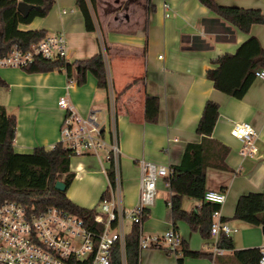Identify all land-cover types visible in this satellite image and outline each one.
Returning a JSON list of instances; mask_svg holds the SVG:
<instances>
[{"label": "crops", "instance_id": "1", "mask_svg": "<svg viewBox=\"0 0 264 264\" xmlns=\"http://www.w3.org/2000/svg\"><path fill=\"white\" fill-rule=\"evenodd\" d=\"M54 1L45 18L34 19L20 30L45 31L47 35L62 32L68 63L102 53L108 88H98L89 74L78 86L69 84L63 72L28 74L22 69H0V79L6 84L0 88V106L17 120L14 152L31 154L35 148L47 150L58 142L64 112L57 103L66 97L79 115L95 116L107 142L111 131H117L120 198L123 206L130 209L139 198L138 161L169 169L178 166L186 145L201 141L196 127L205 103L212 101L219 106V116L211 138L226 146L229 153L226 170L206 169V192L226 195L220 219L236 230L229 236L234 250L264 247L262 227L232 220L239 196L264 191V81L255 79L244 97L237 100L214 89L206 78L207 71L217 68L219 57L234 54L249 37H255L264 49V25H253L245 34L225 24L229 28L225 34H214L204 29L203 21L217 16L198 0H95L92 17L96 30L89 33L75 0ZM216 2L264 14L261 0ZM164 4L169 6L168 12ZM111 94L115 99L114 117L109 108ZM146 97L158 99L155 123L145 120ZM232 122H245L257 134L253 155L240 154L242 144L230 135ZM69 167L74 179L67 198L81 208L97 211L109 186L104 154L74 156ZM170 196L166 180H158L154 205L147 210L148 218L143 222L144 233L162 236L174 228L191 252L211 257H185L182 264H214L215 258L222 256L213 258L210 253L213 240H199L185 223L172 222L166 204ZM200 205V201L187 197L182 201L185 211ZM127 224L129 231L131 223ZM162 248L144 250L139 264H171L158 252ZM231 254L229 251L224 256Z\"/></svg>", "mask_w": 264, "mask_h": 264}, {"label": "trees", "instance_id": "2", "mask_svg": "<svg viewBox=\"0 0 264 264\" xmlns=\"http://www.w3.org/2000/svg\"><path fill=\"white\" fill-rule=\"evenodd\" d=\"M54 2V0H0V57L8 55L15 47L28 50L47 36L45 31H22L20 26L28 25L37 18H45ZM198 2L217 16V19L203 21V27L207 32L225 34L229 29L225 24H228L248 34L253 25H264V14L259 10L220 6L216 0ZM19 3L29 6L26 15L17 10ZM75 5L82 15L86 31L95 32L92 17L95 0H75ZM216 65V69L207 71L206 78L217 91L241 100L255 80V72L264 69V49L259 41L251 36L234 54L219 57ZM62 68L65 69L63 73L69 84L81 86L89 74L96 80L98 88H108L102 53L88 60L72 63L36 57L32 64L22 70L28 74H38L62 72ZM5 86L0 79V88ZM157 116L158 99L146 97L145 120L155 123ZM218 116L219 106L207 101L196 127V134L201 137V141L186 145L180 164L172 167L171 175L165 178L171 194L166 204L170 209L172 222L185 223L190 231L199 233L203 240L210 239L212 214L218 209L217 205L204 200L206 169L226 170L225 159L229 153L226 146L211 138ZM16 123V117L8 114L5 108L0 106V203L17 201L37 212L48 207H57L91 222L95 211L77 206L66 196V191L74 179L69 167L73 155L63 149L61 144H56L52 150L38 147L31 154L15 153L13 145ZM106 174L109 183L113 185L112 163ZM58 181L65 185L64 192L55 189ZM108 197L107 189L100 200H106ZM185 197L200 201V207L192 211L183 210L182 201ZM147 218L146 213L144 220ZM232 220L253 227H264V191L239 196ZM217 246L232 251V254L215 258L214 264H258L260 259L259 249L236 251L232 241L223 235L220 236ZM139 256L138 230L136 225H132L124 240V264H139ZM185 257L211 259L209 255L191 252L182 243V257L176 260V264H182ZM110 264H122L121 249L117 243L113 247Z\"/></svg>", "mask_w": 264, "mask_h": 264}, {"label": "built area", "instance_id": "3", "mask_svg": "<svg viewBox=\"0 0 264 264\" xmlns=\"http://www.w3.org/2000/svg\"><path fill=\"white\" fill-rule=\"evenodd\" d=\"M261 1L264 4V0ZM164 8L169 11L167 4H164ZM36 57L67 63L64 34L57 32L47 35L25 51L15 47L8 55L0 57V69H23L32 64ZM61 71L65 72V69L62 68ZM254 77L264 81V69L256 71ZM57 104L64 112V117L60 123L56 144H61L73 157H99L104 154L108 168L111 163L113 165L114 183H109V197L100 200L98 208L101 213L95 211L91 222L57 207H48L37 212L17 201L0 203V264H110L116 243L120 246L124 264L127 222L131 223V226H137L139 253L152 247H164L175 257L176 264V260L182 257L180 234L171 228L162 236L146 235L143 229L146 212L154 205L156 199L157 181L168 178L171 170L139 160L138 202L134 207L126 209L120 198V148L117 131H111V139L107 142L94 115H79L66 97H61ZM109 108L114 117L115 99L112 94L109 96ZM230 135L242 144V156L255 153L253 140L257 134L249 124L232 122ZM55 145L47 150H52ZM204 200L218 206L212 214L210 239L213 242L210 253L213 258L224 256L229 251L218 248L219 238L221 235L229 238L230 234L236 232L220 219L226 195L223 192L208 191ZM258 264H264V247L260 248Z\"/></svg>", "mask_w": 264, "mask_h": 264}, {"label": "water", "instance_id": "4", "mask_svg": "<svg viewBox=\"0 0 264 264\" xmlns=\"http://www.w3.org/2000/svg\"><path fill=\"white\" fill-rule=\"evenodd\" d=\"M17 10L22 14V15H26L28 10H29V6H26L25 4L23 3H19L18 6H17ZM103 131V129L101 128V132ZM55 189L57 191H60V192H64L65 191V185L58 181L56 182L55 184ZM262 231L264 232V227H262Z\"/></svg>", "mask_w": 264, "mask_h": 264}, {"label": "rangeland", "instance_id": "5", "mask_svg": "<svg viewBox=\"0 0 264 264\" xmlns=\"http://www.w3.org/2000/svg\"><path fill=\"white\" fill-rule=\"evenodd\" d=\"M67 191H68V189H67ZM67 191H66V193H67ZM97 212H99V213H101L100 212V210H99V208H97ZM179 223V222H178ZM128 227H129V225L127 224L126 225V231L128 232ZM143 227H144V225H143ZM165 233V232H164ZM163 233V234H164ZM163 234H161V235H163ZM180 234V233H179ZM198 235V237H199V240H201L202 238L200 237V235H199V233H197ZM180 236H181V234H180ZM182 237V236H181ZM163 250H161V251H158V252H160V253H163V255H164V257H167L168 259H169V261L171 262V264H175V257L174 256H172V255H170L169 254V252L163 247L162 248ZM142 252H144V250H142L140 253H142ZM170 264V263H169Z\"/></svg>", "mask_w": 264, "mask_h": 264}]
</instances>
